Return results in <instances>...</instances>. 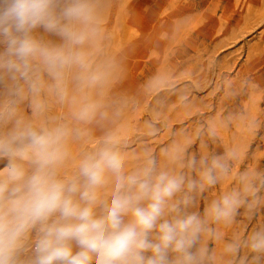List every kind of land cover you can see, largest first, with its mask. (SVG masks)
<instances>
[{
	"label": "clouds",
	"instance_id": "clouds-1",
	"mask_svg": "<svg viewBox=\"0 0 264 264\" xmlns=\"http://www.w3.org/2000/svg\"><path fill=\"white\" fill-rule=\"evenodd\" d=\"M104 12L0 0V264H264V171L238 147L132 154L112 127Z\"/></svg>",
	"mask_w": 264,
	"mask_h": 264
},
{
	"label": "rangeland",
	"instance_id": "rangeland-1",
	"mask_svg": "<svg viewBox=\"0 0 264 264\" xmlns=\"http://www.w3.org/2000/svg\"><path fill=\"white\" fill-rule=\"evenodd\" d=\"M104 2L103 46L116 63L105 99L129 151L238 147V171H264V0Z\"/></svg>",
	"mask_w": 264,
	"mask_h": 264
}]
</instances>
